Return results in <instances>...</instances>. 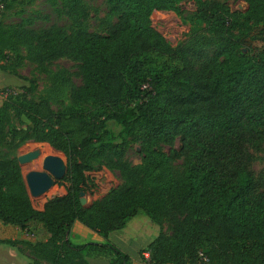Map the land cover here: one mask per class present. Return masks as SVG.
I'll return each mask as SVG.
<instances>
[{
	"label": "trees",
	"instance_id": "16d2710c",
	"mask_svg": "<svg viewBox=\"0 0 264 264\" xmlns=\"http://www.w3.org/2000/svg\"><path fill=\"white\" fill-rule=\"evenodd\" d=\"M50 1L71 26L0 21V62L26 49V60L49 75L54 62L68 59L81 85H72L65 112L54 111L48 97L4 104L0 147L35 141L61 152L67 173L56 184H66V194L35 209L18 159L0 158V221L21 230L41 225L49 238L26 245L47 264H131L110 235L139 214L171 231L140 253L143 264H198L199 251L208 264H264V173L254 177L250 151L264 146V0H236L244 12L198 0L193 14L183 0H105L104 33L91 31L84 0ZM155 12H173L206 35L195 32L174 47L154 28ZM28 83L25 91L37 90L35 80ZM12 109L24 128L11 126ZM109 121L122 128L118 136ZM131 143L141 147L140 166L127 158ZM176 143L167 155L163 146ZM173 160H182V171ZM102 169L118 173L122 184L83 206L87 173ZM77 222L105 242L72 243Z\"/></svg>",
	"mask_w": 264,
	"mask_h": 264
},
{
	"label": "rangeland",
	"instance_id": "374dc122",
	"mask_svg": "<svg viewBox=\"0 0 264 264\" xmlns=\"http://www.w3.org/2000/svg\"><path fill=\"white\" fill-rule=\"evenodd\" d=\"M198 0H183L181 3L182 9L187 14H193L196 10V2ZM202 1H220L226 3L232 11H242L247 9V5L242 1L236 0H202ZM87 5L91 18L89 20V27L92 32L104 33V24L108 19V6L105 0H84ZM29 18L34 19V26L36 29L48 28L51 26H60L64 28H69L71 22L66 17H61L57 12V7L52 4L50 0H8L5 4L0 5V21L7 25H17L22 22V20H28ZM116 20L112 19L111 22L114 23ZM154 28L161 33L169 43L178 47L180 45H186L194 37L195 32L200 35H206L204 32V27L194 28L193 26L186 24L179 16L173 12H155L153 17ZM261 50L264 49V43L259 44ZM11 55V53H10ZM27 50L22 49L19 54H12L9 60L1 61L0 65L5 67V71L0 69V108L4 106L8 101L12 100L14 102L22 101H38L41 97H48L50 99L51 108L54 111L65 112L71 109V92L72 85L80 86L81 80L79 79L77 72V63L68 60L61 59L54 62L50 66L52 74L46 75L40 73L37 70V65L26 60ZM164 62V60H162ZM62 74L63 79L55 81V74ZM19 75L26 80L16 79L13 75ZM28 80H35L37 83V90L34 92L25 91V87H29ZM12 118L11 126L22 127L26 125L24 118H17L14 114L13 109L10 111ZM107 128L113 132L116 136L120 134L122 128L119 127L114 121H109L107 123ZM50 148L51 154L42 155V150L44 148ZM179 148V143H176L174 147L163 146L164 152L172 156L174 150ZM251 153L253 156V162L251 170L254 177L260 180L264 173V146L259 149L251 148ZM38 152L40 154L39 158L32 161L31 163L44 160L47 156H60L65 161V156L58 151H55L48 144L38 143L35 141H28L17 148L11 149L9 147H0V158L11 157L18 158L21 155ZM128 160L134 166H140L142 164V154L141 147L138 143H131L130 149L127 156ZM25 165V166H30ZM175 168V171H182V160H173L171 162ZM22 166V167H25ZM21 167V168H22ZM43 171L42 167H35L28 170L23 178L26 177L27 173L30 171ZM88 184L87 193L85 194L86 206H89L92 202L102 199L106 196L109 191L122 184L118 173L111 172L107 169H102L96 172H88ZM66 194V184H55L49 192L40 199L31 198L33 206L35 209H40L47 199L54 196H61ZM6 225L0 221V232L5 243L1 244V257L8 264L12 263L10 256L16 254V250L19 251L31 260L30 264H47L44 261L35 260L30 255V251L26 244L36 243L26 240H13L16 238V229L8 227L7 230H3ZM82 226V225H80ZM85 228L84 226H82ZM21 230V229H20ZM38 236H42L41 230L34 229ZM24 233L28 231L23 230ZM171 235V231L168 224H163L161 226L153 223L144 214H139L134 219H132L128 225L118 231H114L110 235V242L113 243L117 248H119L123 253L130 257L131 264H143L140 253L145 252L146 248L160 235ZM90 239V238H89ZM3 240V239H1ZM70 240L71 235H70ZM87 240V239H86ZM85 240V241H86ZM44 241V240H43ZM91 242V241H90ZM105 242V240H104ZM13 243H17L15 251L11 248ZM86 243H89L87 241ZM85 243V244H86ZM0 245V246H1ZM18 247V248H17ZM12 252V255L11 253ZM148 254V253H146ZM144 255L146 258L149 255ZM34 259V260H33ZM3 260V261H4ZM102 260L94 259L93 261ZM14 262V261H13ZM94 262H92L93 264ZM14 264V263H13ZM23 264L24 261H23Z\"/></svg>",
	"mask_w": 264,
	"mask_h": 264
},
{
	"label": "water",
	"instance_id": "95a60500",
	"mask_svg": "<svg viewBox=\"0 0 264 264\" xmlns=\"http://www.w3.org/2000/svg\"><path fill=\"white\" fill-rule=\"evenodd\" d=\"M38 152H31L19 156V166L29 165L32 161L38 159ZM67 173L66 161L60 156H47L43 160V171H30L24 178L29 196L31 198H43L57 181H62ZM85 193H81L80 202L86 206ZM88 207V206H86Z\"/></svg>",
	"mask_w": 264,
	"mask_h": 264
},
{
	"label": "crops",
	"instance_id": "0c3cea01",
	"mask_svg": "<svg viewBox=\"0 0 264 264\" xmlns=\"http://www.w3.org/2000/svg\"><path fill=\"white\" fill-rule=\"evenodd\" d=\"M43 207H44V205L40 209H37V210L42 211ZM80 225H82V224L77 222L73 226V229H72V232H71L72 243H74L76 245L85 244L87 241L96 242V243H100V244L104 243V238L102 236H100L99 234L91 231L87 227L84 226L85 228H83L82 227L83 225L82 226H80ZM8 227H12V226L6 225L5 227H3V230H7ZM12 228L17 230V232H15L16 238H14L13 240L22 239V240H26V241L36 242V241H43V240L45 241V240H47L49 238V235L46 233L44 228L41 225H39V224H31L29 229L26 230V231H28L27 233H24L23 230H20L19 228H16V227H12ZM34 229L41 230L42 236L41 237L38 236L37 232ZM1 234L2 233L0 232V239L5 240L6 237H3ZM1 247H2V245L0 246V254L2 253L1 252L2 248ZM13 247L16 248L15 245L11 246L12 249H14ZM13 251H15V249ZM16 251H15L16 254H13V256H10V259L12 260V263H10V264H13V263L14 264H23V261H24L25 264H30L31 263V260L29 258H27L26 256H24L19 251V249H17ZM9 253H11V255H12V252H9ZM3 260L4 259L0 255V264H8L7 262H5V260L4 261ZM93 260L94 259H90L89 263L92 264V262H94L93 264H108L107 261H105V260H102V262H99L98 260H95V261H93Z\"/></svg>",
	"mask_w": 264,
	"mask_h": 264
},
{
	"label": "bare ground",
	"instance_id": "6f19581e",
	"mask_svg": "<svg viewBox=\"0 0 264 264\" xmlns=\"http://www.w3.org/2000/svg\"><path fill=\"white\" fill-rule=\"evenodd\" d=\"M51 150H50V148H44L43 150H42V155L43 156H45V155H49V154H51V152H50ZM43 166V161L42 160H40V161H37V162H34V163H31V165L28 167V166H25V167H22L21 168V171H22V174L23 175H25V173L28 171V170H30L31 168H37V167H42Z\"/></svg>",
	"mask_w": 264,
	"mask_h": 264
},
{
	"label": "built area",
	"instance_id": "2783aa9c",
	"mask_svg": "<svg viewBox=\"0 0 264 264\" xmlns=\"http://www.w3.org/2000/svg\"><path fill=\"white\" fill-rule=\"evenodd\" d=\"M208 263H209V258L205 255L204 252L199 251L198 252V264H208Z\"/></svg>",
	"mask_w": 264,
	"mask_h": 264
}]
</instances>
